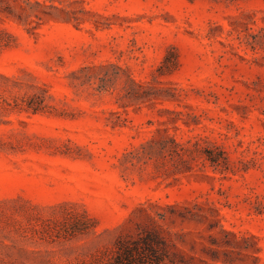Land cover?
Returning <instances> with one entry per match:
<instances>
[{
  "label": "rangeland",
  "instance_id": "1",
  "mask_svg": "<svg viewBox=\"0 0 264 264\" xmlns=\"http://www.w3.org/2000/svg\"><path fill=\"white\" fill-rule=\"evenodd\" d=\"M0 28V264H106L150 203L200 208L169 230L201 264H264V0H0Z\"/></svg>",
  "mask_w": 264,
  "mask_h": 264
},
{
  "label": "trees",
  "instance_id": "2",
  "mask_svg": "<svg viewBox=\"0 0 264 264\" xmlns=\"http://www.w3.org/2000/svg\"><path fill=\"white\" fill-rule=\"evenodd\" d=\"M12 35L0 28V50L8 47ZM177 58L175 55L168 58L164 57L162 65L159 67V75H164L173 72L177 67ZM129 89L126 91V97H137L143 99H160L158 91L150 93L149 86L135 82L132 78L127 79ZM18 107L24 105L15 104ZM26 108L33 112L37 111L38 107L26 102ZM159 151L157 156L162 159L176 161V167L180 165L188 166L190 158L193 154H197L203 160V163H208L214 170L222 171L226 169L228 159L224 151L212 146L204 147L198 141L191 144V148L184 147L182 143H178L173 136L166 133L161 137L159 142ZM190 170V167L186 169ZM156 211H150L152 209ZM198 210V211H197ZM200 208L196 204L190 208L188 204H173L160 206L157 204H149V208L140 205L137 212L140 214L142 221L137 224V231L133 236H124L116 240L111 254L107 258L106 264H201L205 261L202 255L195 256L187 253L181 246H187L185 237L187 233L171 232L169 226L176 222L188 223L195 222L200 224L206 218L205 215L199 213ZM213 227L209 225L208 231H212ZM219 233H227L222 227ZM211 244H217L214 237L210 234L207 236ZM195 242L190 243V252L193 250ZM202 245V252L205 250ZM258 250V249H257ZM212 256V261L218 260L215 257L218 252L209 249Z\"/></svg>",
  "mask_w": 264,
  "mask_h": 264
}]
</instances>
